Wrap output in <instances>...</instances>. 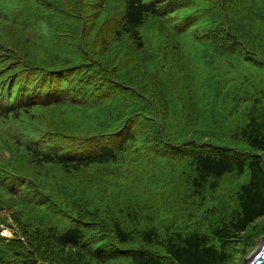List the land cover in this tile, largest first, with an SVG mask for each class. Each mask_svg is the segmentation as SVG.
<instances>
[{
    "label": "trees",
    "instance_id": "obj_1",
    "mask_svg": "<svg viewBox=\"0 0 264 264\" xmlns=\"http://www.w3.org/2000/svg\"><path fill=\"white\" fill-rule=\"evenodd\" d=\"M41 5L0 33V264H233L264 236V0Z\"/></svg>",
    "mask_w": 264,
    "mask_h": 264
},
{
    "label": "rangeland",
    "instance_id": "obj_2",
    "mask_svg": "<svg viewBox=\"0 0 264 264\" xmlns=\"http://www.w3.org/2000/svg\"><path fill=\"white\" fill-rule=\"evenodd\" d=\"M33 1L34 0H0V13H1L0 14V33H2L3 29L8 31L10 28L14 27V25L24 21L26 19V17L29 15L28 14L29 6L41 8L42 2L45 5L49 2H52V0H39L36 3H33ZM27 2H29V4ZM1 37H2V35L0 34V38ZM188 59L190 60V58H188ZM196 63H197L196 60L192 59L191 60V67ZM242 90L244 91L243 87H242ZM189 95H190V92H189ZM30 97L31 96L25 97L24 100H27ZM51 97H56V95L52 94ZM34 98L37 99L38 97L34 96ZM191 101L199 103L198 98H196L195 96L192 97V100H190V97L188 98L187 102L191 103ZM198 107L200 108V111H201V103L198 104ZM206 109H208V106H205V110ZM242 110H243V106L240 105L237 109L238 115L242 112ZM170 115H172V114H170ZM58 119H60V118H58ZM1 130H2V132L10 135V137L13 136L12 132L6 131V129H1ZM230 145L233 146L234 148L243 149V150L252 149L247 144H245L244 142H240V141H233L232 140V141H230ZM85 147L86 146H83V147H80L77 149H83ZM255 153H259V152L255 151ZM4 154H6V151L0 147V159H2V156ZM22 170H24V169H22ZM245 175H247L246 171H245ZM235 186H237V183H233V187H235ZM227 188L228 187H225V190ZM6 215L9 217L10 213H6ZM10 229L11 228H9V227H3V229H2L3 234H5L6 236H10L12 234V231ZM263 238H264L263 235H262V237L257 236L254 239L255 242H253L252 246H250V248L248 250H246V253L244 255L241 254L240 258H238L233 264H240L244 258H247L250 255H252V253L255 252V250L259 247V245H261Z\"/></svg>",
    "mask_w": 264,
    "mask_h": 264
},
{
    "label": "water",
    "instance_id": "obj_3",
    "mask_svg": "<svg viewBox=\"0 0 264 264\" xmlns=\"http://www.w3.org/2000/svg\"><path fill=\"white\" fill-rule=\"evenodd\" d=\"M240 264H264V238L262 244L255 252L247 258H244Z\"/></svg>",
    "mask_w": 264,
    "mask_h": 264
},
{
    "label": "bare ground",
    "instance_id": "obj_4",
    "mask_svg": "<svg viewBox=\"0 0 264 264\" xmlns=\"http://www.w3.org/2000/svg\"><path fill=\"white\" fill-rule=\"evenodd\" d=\"M262 244V243H261ZM261 245H259V247H260Z\"/></svg>",
    "mask_w": 264,
    "mask_h": 264
}]
</instances>
